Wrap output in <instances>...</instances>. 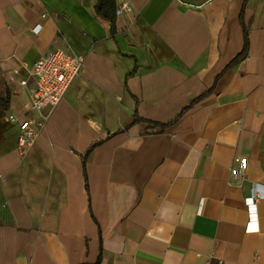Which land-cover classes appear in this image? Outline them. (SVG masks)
I'll return each instance as SVG.
<instances>
[{"label":"crops","instance_id":"1","mask_svg":"<svg viewBox=\"0 0 264 264\" xmlns=\"http://www.w3.org/2000/svg\"><path fill=\"white\" fill-rule=\"evenodd\" d=\"M243 1L0 0V264H264V0L228 67ZM54 48L81 72L21 154L31 84L6 77Z\"/></svg>","mask_w":264,"mask_h":264},{"label":"built area","instance_id":"2","mask_svg":"<svg viewBox=\"0 0 264 264\" xmlns=\"http://www.w3.org/2000/svg\"><path fill=\"white\" fill-rule=\"evenodd\" d=\"M132 11L131 6L122 4L116 7V16ZM39 30L38 25L33 29L35 33ZM83 61L82 56H77L65 48H54L32 65L27 78H20L18 69L6 77L8 85L18 83L20 86H27L31 84L28 113L20 119L14 115H8V121L18 126L16 149L21 154L36 142L39 131L43 127L40 114L44 109L55 108L60 103L71 84L79 77ZM0 77H3L1 72ZM259 187H261V192H259ZM261 198H264V187L256 185L251 188L249 196L244 199L247 211L246 233H256L259 230L256 202Z\"/></svg>","mask_w":264,"mask_h":264},{"label":"trees","instance_id":"3","mask_svg":"<svg viewBox=\"0 0 264 264\" xmlns=\"http://www.w3.org/2000/svg\"><path fill=\"white\" fill-rule=\"evenodd\" d=\"M249 0H244L242 3V7H241V11L239 14V22L240 25L242 27L243 30V47L242 50L240 51L239 54H237L234 59L230 62V64L228 65V67H232L233 65L239 63L240 61H242L246 55L248 54V48H249V38H248V32L247 29L245 27V23H244V14H245V8H246V4ZM197 100H195L192 105L196 102Z\"/></svg>","mask_w":264,"mask_h":264}]
</instances>
